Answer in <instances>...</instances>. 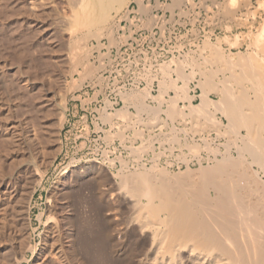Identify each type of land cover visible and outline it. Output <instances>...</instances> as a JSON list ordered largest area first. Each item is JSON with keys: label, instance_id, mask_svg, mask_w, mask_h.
Listing matches in <instances>:
<instances>
[{"label": "rangeland", "instance_id": "rangeland-1", "mask_svg": "<svg viewBox=\"0 0 264 264\" xmlns=\"http://www.w3.org/2000/svg\"><path fill=\"white\" fill-rule=\"evenodd\" d=\"M67 1L0 0V264H16L11 259L8 262L2 261V256L11 244L15 246L14 249L18 253L21 249L19 255L21 252L23 255L25 253L28 258L20 264H40L45 259H48L46 264H55V261L56 264H59L57 251L52 252L51 250L50 253L53 254L49 253V249H51L49 244H52L51 240L58 228L63 232V244L66 245L67 251L70 246L67 236L71 233L80 236L79 238L83 240L82 242L80 239L82 245L84 243L86 246H84L86 251L83 250L86 255L84 252L83 254L85 255L84 261H87L88 264H145L151 260L154 252L150 239L144 240V237L138 232V226L130 223L132 220L130 217L133 216L131 206L122 198V202L116 204L117 215L115 220L113 219V224L107 223L102 216H97L98 203L96 206L95 193L98 188L95 180L92 178L81 180L76 176V171L89 161L96 164L94 162L106 163L109 159L116 163L117 170H119L121 168L119 157L128 162L129 168H132L136 165L138 157L131 148L143 151L151 143L155 150L152 149V146L149 148L154 154L148 149L143 158V162L149 167L152 166L157 153H164L165 155L162 157L160 155L159 163L163 167L171 169L173 173H177L179 170L185 171L187 166L193 170L198 169L200 155L206 157L208 151L203 149L199 152L197 149L195 152L190 146L202 143L201 136H203L209 138L208 141L212 147L217 149L218 145L225 143L227 139L225 137L217 138V133L212 126L210 127L211 123L203 125L208 132L203 131L204 128L202 131L194 130L199 117L196 118L197 120L194 118H182L179 119L180 121L169 120V116L164 113L165 111L167 113L169 99L177 97L176 94H183L184 97L181 95L178 107L183 110L184 114L189 113L191 103L200 104V98L197 97L201 93V88L198 87L200 76L197 75L200 68L204 69L207 76L217 83L223 81L225 75L230 76L229 67L226 68V65L223 66V62L217 60L216 64L215 60L210 58L212 50L204 47L207 41L216 44L219 39L226 36L231 40L238 36L240 40L238 45L240 46H233L226 42L220 44L223 52L226 55L229 54L228 58L231 54L237 56L240 52L252 54L251 52L255 51L262 59L264 53L257 49L258 46H254L253 41L256 45L257 33L264 22V7H260L259 1L251 0L252 10L255 13H250L247 8H240L235 14L236 19H234L238 21L237 24L236 21H231V18L229 19L223 10L227 3H221V6L218 7L220 4H217V0H213L216 4V6L213 4V8L216 10L206 8L207 12L212 14L205 24L215 27L225 23L226 27L223 28L221 34H213L214 31H211V34L202 28L204 26H199V22L202 20L199 9L204 8L205 5L198 3L197 0H191V2L183 0L179 10L175 7V0H144L145 6L149 7V12L146 14L139 13L138 2L132 0L124 7L122 14L115 18L116 24L113 31L117 40L123 43L119 42L117 45L110 46L106 37H102L99 41L95 38L88 39L86 43L88 49H91V46L93 48L90 52L89 62L86 60L76 68L75 64L68 59L67 37L62 33L63 21L70 18L72 14H69L72 12V8H70L69 2V5L67 4ZM165 2L167 3L164 4ZM259 7L260 9H258ZM69 8L70 10H68ZM157 9L171 10V12L173 11L172 16L168 18L166 14L163 16L153 14V11ZM257 9L258 11H256ZM128 11L129 14L130 11H136L141 17L151 15L149 21L143 20L141 26L136 25L139 29H149L151 32L155 27L160 29L159 34L154 36L152 32L146 39H152L153 42L160 45L159 50H156L153 56L154 60L156 59L155 55L159 56L162 65L149 67L146 71L136 75L138 81L146 83L144 86L121 90L120 84L114 85L115 74H112V71L116 69L117 65L114 62L115 50L120 49L129 39L133 38L135 32L132 29L135 25V18L131 19L129 15L125 18V13ZM243 11H246L244 19L241 15ZM113 15L115 16V13ZM176 17L179 19L177 20ZM124 19L131 23L130 26L125 27L128 34H121L124 22L120 24V21ZM252 33L253 35H251ZM206 58L209 59L207 62ZM171 60L174 62L171 64L175 65L171 68L172 71H168L167 68L163 69L162 66L166 67L167 65L168 67ZM87 63L89 68L83 69ZM211 63H213L212 66ZM90 67L95 70V76L92 79L85 77ZM173 83L183 91L172 90L170 87ZM145 89L150 90L151 96L145 98L144 102L142 101L144 99L133 98L134 94L145 91ZM185 91L188 92L187 95ZM117 94H120L123 101V103H118L116 109L118 112L120 109L128 108L130 113H135L136 104L137 106L146 104L147 111L143 114L144 123L140 128L144 133L139 130L143 134V138L141 136V139L140 137L135 138L134 134L128 132L130 129L124 130L125 135L121 136L123 134L122 127L126 128L130 123L126 119H119L118 112L115 116L113 115L112 122L104 121L105 114L116 112L107 111V108L111 105V101H114L111 97ZM189 96H191L190 99ZM210 96L214 100H218L216 93H211ZM184 100L185 102H183ZM151 109L158 110V115L150 114ZM212 110L210 111L213 120L226 121L222 112L216 109ZM61 116L65 120L60 121ZM127 123L128 125H126ZM145 126L149 129L146 130ZM174 127L180 128L183 130L182 132L186 131L187 134L181 131L175 133ZM199 128H201L200 125ZM120 131L122 134L117 136ZM198 132H200V136ZM125 136L126 139H124ZM174 136H178V144L182 146L170 156V151H165V149L168 150V141H172ZM150 137L153 138L149 139ZM161 143H165L164 146L161 147ZM181 150L182 154H185L182 156H186L185 160L188 162L182 161L184 159L180 157L181 152L179 151ZM169 160L174 168L171 167ZM67 170L68 173H66ZM101 172L103 173V171ZM110 182L112 183L109 179L103 181L101 189L106 191L108 183L111 185ZM72 195L75 196L74 199ZM94 225L95 228H92ZM89 228L90 230H88ZM83 229L86 230L83 231ZM82 235L85 237H81ZM98 238H100L99 242L96 240ZM22 243L26 246L24 247ZM30 247L34 249L31 250ZM47 255L48 258H46Z\"/></svg>", "mask_w": 264, "mask_h": 264}, {"label": "bare ground", "instance_id": "bare-ground-1", "mask_svg": "<svg viewBox=\"0 0 264 264\" xmlns=\"http://www.w3.org/2000/svg\"><path fill=\"white\" fill-rule=\"evenodd\" d=\"M131 1L132 0L67 1V4L69 2L70 5H68L72 8V12L69 14H72L70 18H66L65 21H63L64 25L62 33H64L63 35L67 37L69 51L68 59L75 64L76 68L81 66L86 60L89 62L88 59L93 48L91 46V49H88L86 44L88 39L95 38L99 41L102 37H106L107 40H109L110 46L119 44L120 40H117L114 34L115 32L113 31L116 24L115 18L122 14L124 7ZM136 1L139 4V13L146 14L149 12V7L145 6L144 0ZM257 1H259L260 7L263 8L264 0ZM182 4L183 0H175L176 9L179 10ZM219 4L220 5H218V7L221 6V3ZM260 7L258 9H260ZM70 8L68 10H70ZM223 8L229 19L231 18V21L233 20L234 22L236 21L234 20L236 19L235 14L240 8H247V11L250 10V13H255L252 10L251 0H228L227 4H225ZM258 9L256 11H258ZM169 12H171V10ZM113 13H115V16ZM221 14L223 16V13ZM128 15L129 11L125 13V18H127ZM236 22L238 24V21ZM229 27L231 28V25H229ZM257 34V38H254L256 40V45L254 41L253 44L256 47L258 46L257 49H259L260 52L262 51L264 53V22L260 26ZM251 35H253V33ZM222 42L230 43V45L233 46H240L238 45L240 42L238 36L233 40L226 36L219 39L216 44H212L210 41H207L205 42L204 47L205 49L212 50L210 57L212 60H215V62L216 60L221 61L223 62V66L226 65V68L229 67L230 76L225 75V77L223 75L225 79L220 81V83H217L207 76L204 69H199L196 66L199 69V71L197 70L199 72L197 75L200 76L198 87L201 88V93L200 95H197V97L200 98V104L194 105L191 103V105H189V113L184 114L182 112L183 110L178 107V102L183 94H176L177 97H171L169 99V104H167V113L166 111L164 112L169 116V120L172 121L182 118H194V120H197L196 118L199 117V121L197 120V123L195 124L197 127L194 128V130L202 131L204 128L203 125L206 126V124L211 123L210 127L212 126L217 133V138L225 137L227 139L225 143L219 144L218 148L216 147L217 149L212 147V144L208 141L210 140L209 138L203 136H201L202 143L190 146L195 152L197 149L199 152L203 149L208 151V155L206 157H202V154L200 155L198 159V169L193 170L190 166H187L185 171L179 170L177 173H173L171 169L169 170L159 163V160L161 159L159 157L160 155L161 157L165 155L164 153H157L153 159L152 166L149 167L143 162V158L144 154L148 152V149L151 152L152 149H154L151 143L149 144L152 146L151 150L149 148L150 146L147 149H143V151H141V149L136 150L135 148H131L138 157L136 158V165L132 168H129L130 165L128 166V162L122 160L119 155L118 157L121 165L119 170H117L118 167L113 160L107 159L108 161L106 163L94 162L96 164H93V161H89L82 167H79L76 171V176L81 180L86 178H92L95 180L98 188L95 193L97 201L96 206L98 203L97 216H102L107 223L113 224V219L117 215L116 204L118 202L120 203V201L122 202V198L123 201L125 199V202L131 206L133 216L130 217L132 218L130 223H134L138 226V232L141 233L144 240L147 238L150 239L152 251L154 252L151 260L147 261L145 264H264V57L261 59V57H258L259 55L257 52L252 51V54L240 52L237 56H232L233 54L230 53V58H228L227 56L229 54L226 55L220 46ZM189 52L192 53V51ZM98 53L100 52L98 51ZM187 56H189L188 53ZM191 57L193 58V56ZM205 60L207 62L209 59L206 58ZM171 62L172 60L169 62L170 65H168V67L167 65L166 67L162 66L163 69L167 68L168 71H172L171 68L175 67V65L173 66ZM86 65L87 66H83V69H85V67L89 68L88 63ZM210 65L212 66L213 63ZM94 76L95 70L90 67L85 77L92 79ZM170 88L172 90H176L177 92L183 91L178 88L175 83H173ZM187 91H185L186 95L188 93ZM211 93H216L218 100L211 98ZM150 96V90L145 89V91H140L134 94L133 98L135 97V99L138 100L144 99L142 100L144 102L145 98ZM190 97L191 96H189V99ZM183 102H185V100ZM145 105L146 104H141L137 106L136 104L135 113H130L128 108H123L120 109L119 112L117 110L113 114H105L104 121L109 123L112 122L113 115L115 116L118 112L117 116L119 119H126L130 125L126 128L122 127L123 134L120 131L117 133L119 134L117 136H120V134H122L121 136H124L125 131L130 129L128 132L134 134L133 136L135 138L140 136L142 137L143 134L141 133L143 131L140 128L144 123L143 114L147 111ZM212 108L222 112L226 121L224 122L216 119L213 120L210 111ZM150 114L157 116L158 110L151 109ZM62 116L60 121L64 119ZM200 117H202V119H200ZM190 122L192 123V121ZM126 125H128V123ZM199 125L201 128H199ZM193 127L195 126L193 125ZM118 128L120 127L118 126ZM148 129L146 128V130ZM139 130H141V133ZM160 131L162 130L160 129ZM173 131L176 133L179 131L182 132L183 130H180L178 127H174ZM203 131L207 130L205 129ZM182 133L185 134L186 131ZM199 133L200 132H198V134ZM120 138L122 139V137ZM152 138L153 137H150L149 139ZM124 139H126V136ZM177 139L178 136H174L172 141L168 139L169 148L168 150L165 149V151H170V156L171 153L174 154L176 149H180L182 146H179ZM164 144L165 143H161V147L162 145L164 146ZM179 152H181L180 157L184 159L182 161L188 162L185 160L186 156L183 157L185 155L182 154L183 151L181 150ZM210 152L211 154H209ZM107 163H109V165H106ZM170 164L172 167L171 162ZM37 169L36 171H38ZM101 171H103V173ZM68 172L69 171L67 170L66 173ZM108 179L112 181V183L110 182L111 185L108 183L106 191H103V189H101L103 181ZM74 197L75 196H73V199ZM82 225L84 226V224ZM4 228L1 230L3 231ZM92 228H95V225L94 227L92 226ZM85 230L83 229V231ZM88 230H90V228ZM63 237L62 230L58 228L51 240L53 241L52 244H49L51 245L49 253L51 250L52 252L57 251L60 260L59 264H88L87 261H84V257L86 255L84 251L86 250L84 248V243L83 245L81 243L82 239L79 238L80 236H78V234L73 235V233L67 236V242L70 243L68 244L70 245L68 251L65 247L66 245L64 246L63 244ZM81 237L85 236L82 235ZM99 239L100 238L96 240L99 242ZM15 240H13V242H15ZM25 246L26 244L24 247ZM14 247L15 246H13V244L10 245V247L6 250L7 252H5L2 256V261L8 262V260L11 259L15 261L14 263L20 264L21 262L28 260L25 253L23 255L21 252V255H19L21 249L18 253L15 251ZM32 247L29 249L33 250L34 248ZM68 253H70V255H68ZM113 253L115 252L113 251ZM94 254L96 255V253ZM98 257H100L99 254ZM46 258H48V255ZM54 259L56 260V258ZM47 260H43V263L40 264H46Z\"/></svg>", "mask_w": 264, "mask_h": 264}, {"label": "built area", "instance_id": "built-area-1", "mask_svg": "<svg viewBox=\"0 0 264 264\" xmlns=\"http://www.w3.org/2000/svg\"><path fill=\"white\" fill-rule=\"evenodd\" d=\"M135 18L132 29L135 31L133 38L129 39L120 49L115 50L114 62L117 64L116 69L112 71L115 74L113 77L114 85L120 84V89L141 87L146 83L144 81H138L137 74H140L149 67H158L162 65L159 60V56H156L154 60V52L159 50L160 45L153 42V40L146 39L150 36L146 33L145 29H139L137 26H141L140 17L136 11H130L129 17ZM124 22L121 27V34H128V30L125 27L130 26L127 20L120 21V24ZM137 25V26H136ZM154 36L159 32L154 31ZM113 50L111 51V53ZM113 56V55H112ZM111 76V75H110ZM114 101H111V105L107 108V111L114 112L118 107V103H123L120 94L111 97Z\"/></svg>", "mask_w": 264, "mask_h": 264}, {"label": "crops", "instance_id": "crops-1", "mask_svg": "<svg viewBox=\"0 0 264 264\" xmlns=\"http://www.w3.org/2000/svg\"><path fill=\"white\" fill-rule=\"evenodd\" d=\"M227 1L228 0H217L216 2L217 3H227ZM197 2L198 3H202L203 5H205V7L204 8H202V9H199V11H201V14H202V16H201V18L200 19H202L201 20V22H199L200 24H199V26L201 27V25L202 26H204V27H202L204 30H207L209 33H211V31H214V34H221L222 32H223V28L224 27H226V24L225 23H221V24H219V25H217V26H215V27H211L210 25H206L205 24V22H206V20L208 19V17H210L211 16V12L210 13H208L207 12V9L206 8H213V4H214V1L213 0H197ZM167 2H165L164 4H166ZM214 9V11L216 10V8H213ZM246 13V11H243L242 12V18L244 19V14ZM153 14H159L160 16H163L164 14H166V16L168 17V18H170L171 16H172V14H171V12H169V11H165L164 9H157V10H154L153 11ZM150 18H151V15L150 16H146V17H140V22H141V25L143 24V20L144 21H149L150 20ZM176 19L178 20L179 19V17H176ZM146 33H149V34H151L152 32H154V31H157V32H160V29L158 28V27H155V28H153V30H152V32L149 30V29H145L144 30Z\"/></svg>", "mask_w": 264, "mask_h": 264}]
</instances>
